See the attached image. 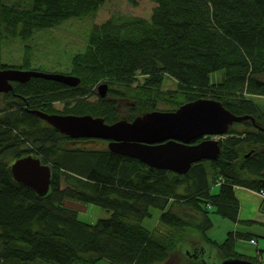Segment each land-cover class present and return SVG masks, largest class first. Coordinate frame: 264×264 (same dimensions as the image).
<instances>
[{
  "label": "trees",
  "instance_id": "1",
  "mask_svg": "<svg viewBox=\"0 0 264 264\" xmlns=\"http://www.w3.org/2000/svg\"><path fill=\"white\" fill-rule=\"evenodd\" d=\"M105 1L33 0L22 9L0 0V68L44 71L31 66L29 51L18 64L3 63L2 43L29 41L70 18L94 16ZM150 1L155 6L148 19L112 15L91 26L84 50L71 57L64 73L78 77V85L32 77L0 93V264H219L231 257L259 262L234 250L238 239L264 236V222L238 219L235 188L264 191V132L255 127L264 126V108L254 99L264 101V0ZM215 71L221 76L211 82ZM165 76L173 89L164 87ZM100 84L107 85L104 98ZM199 98L220 101L254 123H234L219 139L218 159L194 163L181 175L107 147L71 146L100 139L69 138L29 111L90 114L112 123ZM122 100L129 104L120 116ZM29 155L51 169L44 196L10 172L16 159ZM65 199L93 203L110 216L84 223L64 207ZM212 213L239 223L222 242L206 234ZM151 218L148 227L144 220ZM158 225L166 231L156 230ZM252 227L261 233L249 232Z\"/></svg>",
  "mask_w": 264,
  "mask_h": 264
},
{
  "label": "water",
  "instance_id": "2",
  "mask_svg": "<svg viewBox=\"0 0 264 264\" xmlns=\"http://www.w3.org/2000/svg\"><path fill=\"white\" fill-rule=\"evenodd\" d=\"M32 77L76 86L78 77L56 72L0 68V93L13 90V82L23 83ZM107 85L98 86V94L106 96ZM59 133L72 139L89 138L106 142L110 152L136 159L149 167L186 173L192 164L219 158V139L234 123L250 120L251 116H237L220 101L199 98L182 103L174 110H151L132 120L119 119L107 123L102 117L90 114H58L29 110ZM264 132V126H255ZM197 139L199 142L194 143ZM15 181L44 196L50 185L51 169L33 156L16 159L10 165ZM219 264H261L249 259L231 257Z\"/></svg>",
  "mask_w": 264,
  "mask_h": 264
},
{
  "label": "rangeland",
  "instance_id": "3",
  "mask_svg": "<svg viewBox=\"0 0 264 264\" xmlns=\"http://www.w3.org/2000/svg\"><path fill=\"white\" fill-rule=\"evenodd\" d=\"M8 5H13L22 9L30 8L33 4V0H2ZM155 3L150 0H138L136 4H131L127 0H106L104 4L99 8L94 16H86L79 18H70L61 25L38 31L35 33L33 38L29 41H21L20 38L13 40H5L2 43L1 58L3 63L7 64H18L22 61V58L26 51H29L30 57L32 58V67H39L41 70L46 72L65 73L70 68L71 57L82 52L86 45L87 36L92 25L104 22L112 15H124V16H141L146 19L150 18L152 9ZM221 76V72L215 71L210 73L209 78L211 82H215ZM165 76V88L173 89L175 83L173 80ZM90 101H96L97 96L91 95L88 97ZM255 102L261 108H264L263 98H254ZM122 107L120 116L128 112V107L125 105L129 104L128 101L120 102ZM57 109L62 108V104L56 103ZM157 109L167 110V106H159ZM103 140H89L84 142H74L71 146L87 147L89 149L105 148L106 143H102ZM219 190L218 185H214L211 188V193L216 194ZM241 198V194H238ZM251 202V201H250ZM247 202L249 207L253 205ZM64 207L74 210L77 214V218L88 224H94L99 219H105L110 216V212L106 209L101 208L93 203H83L74 200L65 199L63 201ZM242 218H246L249 212L246 209L245 204L241 203ZM212 227L207 230V236L211 239L222 242L227 235V232L232 227V222L223 218L215 213L211 214ZM154 223V218L145 219L144 224L148 227ZM156 230L165 232L166 228L158 225L155 227ZM196 234V233H195ZM198 235H195L197 237ZM257 242L264 241V239L255 236ZM207 248L209 245L201 241ZM248 245V244H247ZM243 249L245 246H240ZM252 247V246H251ZM33 264H53L47 263L42 260L36 259ZM76 264V263H73ZM99 264H110L105 260H101Z\"/></svg>",
  "mask_w": 264,
  "mask_h": 264
},
{
  "label": "crops",
  "instance_id": "4",
  "mask_svg": "<svg viewBox=\"0 0 264 264\" xmlns=\"http://www.w3.org/2000/svg\"><path fill=\"white\" fill-rule=\"evenodd\" d=\"M235 193H236V196L239 200L238 219L250 220L253 222H257V223L258 222H264L263 197H261L255 191H251V190L241 188V187L235 188ZM238 194H241V198L238 197ZM247 202H250V204L252 203L253 205H251L249 207V205H247ZM241 203L245 204L246 209L249 210L246 218H242V211L244 209L242 208ZM236 227H239V223H232L231 229L234 230ZM248 229H249V232H251V233H261V232H259L260 230L254 229V227L248 228ZM259 236L260 235H258V237ZM260 238L264 239V236H260ZM252 239H254V241H255L254 243H251L250 239H238V240H236L235 245H234V250L238 254L243 255V256H247V257L257 256V252L261 254L260 256L264 257V241L257 242L255 236H252ZM239 245L240 246L244 245L245 248L244 249L242 247L238 248Z\"/></svg>",
  "mask_w": 264,
  "mask_h": 264
},
{
  "label": "built area",
  "instance_id": "5",
  "mask_svg": "<svg viewBox=\"0 0 264 264\" xmlns=\"http://www.w3.org/2000/svg\"><path fill=\"white\" fill-rule=\"evenodd\" d=\"M259 195H260L261 197L264 198V191H261V192L259 193ZM250 242H254V240H251ZM263 262H264V260H263Z\"/></svg>",
  "mask_w": 264,
  "mask_h": 264
},
{
  "label": "flooded vegetation",
  "instance_id": "6",
  "mask_svg": "<svg viewBox=\"0 0 264 264\" xmlns=\"http://www.w3.org/2000/svg\"><path fill=\"white\" fill-rule=\"evenodd\" d=\"M106 143V142H105Z\"/></svg>",
  "mask_w": 264,
  "mask_h": 264
}]
</instances>
